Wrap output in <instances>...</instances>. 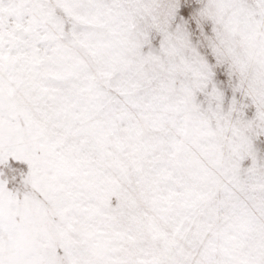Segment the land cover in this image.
Listing matches in <instances>:
<instances>
[{
  "label": "rangeland",
  "instance_id": "obj_1",
  "mask_svg": "<svg viewBox=\"0 0 264 264\" xmlns=\"http://www.w3.org/2000/svg\"><path fill=\"white\" fill-rule=\"evenodd\" d=\"M0 264H264V0H0Z\"/></svg>",
  "mask_w": 264,
  "mask_h": 264
}]
</instances>
